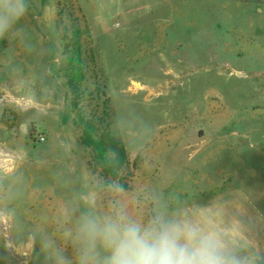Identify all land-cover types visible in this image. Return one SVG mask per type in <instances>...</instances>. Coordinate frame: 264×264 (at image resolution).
I'll return each instance as SVG.
<instances>
[{"label":"rangeland","instance_id":"374dc122","mask_svg":"<svg viewBox=\"0 0 264 264\" xmlns=\"http://www.w3.org/2000/svg\"><path fill=\"white\" fill-rule=\"evenodd\" d=\"M31 9L26 44L0 39V196L22 224L50 223L78 193L103 212L141 189L180 190L223 205L264 248V0H31ZM75 27L83 112L128 154L117 180L92 172L74 122ZM25 239L0 223V264H43L38 243L17 247Z\"/></svg>","mask_w":264,"mask_h":264},{"label":"clouds","instance_id":"9594fccd","mask_svg":"<svg viewBox=\"0 0 264 264\" xmlns=\"http://www.w3.org/2000/svg\"><path fill=\"white\" fill-rule=\"evenodd\" d=\"M31 10V0H0V39L26 44L21 22ZM108 187L126 191L116 182ZM11 204L0 196V223L26 234L18 248L38 243L43 264H264V248L223 205L192 203L180 190L141 189L131 205L113 199L103 212L92 195L78 193L50 223L34 227L24 226Z\"/></svg>","mask_w":264,"mask_h":264},{"label":"trees","instance_id":"16d2710c","mask_svg":"<svg viewBox=\"0 0 264 264\" xmlns=\"http://www.w3.org/2000/svg\"><path fill=\"white\" fill-rule=\"evenodd\" d=\"M75 25H77L75 23ZM73 49L69 50L66 42L68 64V86L71 95L72 111L75 125L80 131V142L89 151L90 168L95 174L101 171L106 180H117L118 173L128 164V154L124 146L112 136L107 125L94 124L83 112L85 66L82 60L80 31L74 29ZM123 186L127 187L126 183Z\"/></svg>","mask_w":264,"mask_h":264}]
</instances>
